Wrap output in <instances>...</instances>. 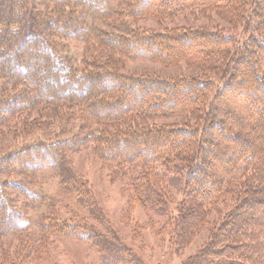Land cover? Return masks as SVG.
Listing matches in <instances>:
<instances>
[{"label":"trees","instance_id":"trees-1","mask_svg":"<svg viewBox=\"0 0 264 264\" xmlns=\"http://www.w3.org/2000/svg\"><path fill=\"white\" fill-rule=\"evenodd\" d=\"M111 2L0 0V136L40 124L54 128L48 138L0 156V264H32L43 254L46 234L79 235L74 225L42 216L33 220L27 210L43 202L32 186L40 174L57 178L66 191L79 186L69 158L81 149L116 164V177L130 172L132 201L165 220L177 250L198 234L219 203L233 201L207 241L180 264H264V211L256 208L264 205V0ZM195 7L227 10L237 30L148 32L125 19L145 14L161 19ZM68 38L85 47L80 65L67 54ZM121 57L182 60L213 77L124 74L113 64ZM238 78L245 93L234 94L255 95L247 113L249 143L245 134L221 126L214 111ZM181 112L195 123L153 122ZM69 121L74 128L65 137ZM245 141L247 149L241 147ZM84 189L79 201L91 206ZM20 234L12 253L3 241ZM84 234L94 239L102 264H142L114 235Z\"/></svg>","mask_w":264,"mask_h":264},{"label":"rangeland","instance_id":"rangeland-1","mask_svg":"<svg viewBox=\"0 0 264 264\" xmlns=\"http://www.w3.org/2000/svg\"><path fill=\"white\" fill-rule=\"evenodd\" d=\"M226 11L223 10L220 13L214 9L195 7L183 9L173 16L161 19L152 18L148 14L137 18L125 17V19L134 28L143 31L148 30V32H161L166 29L181 27H205L223 33L234 32L237 30H235L237 20L232 17L229 18ZM65 42H67L68 56L80 65L85 50L83 43L73 38H68ZM113 64H115L114 68L118 71L134 76H155L168 79L178 77H213L212 71H204L182 60L167 64L147 57H121L120 59L116 58ZM245 85L242 79H236L234 88L222 94L220 100L223 101L215 107L214 111L217 113L216 117L221 120V126H229L233 132L238 131L240 136L245 134L244 136H246V140L249 143L253 142V136L252 131L247 132L246 130L247 113L254 108L255 95L250 94L246 97L234 94L236 90L244 92ZM208 94L211 99L212 91L208 92ZM202 104L204 105V102ZM194 120L195 118L190 114L181 112L155 119L153 122L157 125L183 126L186 122L188 124L195 123ZM15 124H18L17 128L19 130L21 121ZM39 128H44V130ZM73 128L74 123L69 121L64 136H70L66 134L72 133ZM211 129L217 132L215 126H212ZM53 130V127H44L43 124H40L33 129L19 130L20 132L17 129L5 131L0 136V156L40 138H48ZM248 143L245 141V143L241 144V147L247 149L249 147ZM224 152V154H231L230 151ZM223 153L222 155H224ZM69 159L73 172L80 182L78 184L80 187L66 191L57 178L40 174V180L32 186L37 190L38 194L43 196V202L37 204L34 209L27 210L29 213L27 216L33 220L42 216L45 219H54L62 225H74L76 228L73 229L77 232L79 231V235H64L60 232L46 234L47 245L44 244L42 246L43 254L32 264H102L101 256L94 246V239L84 237L86 230H92L94 233L110 238L114 235L117 241L124 244L133 256L140 259L142 264H180L183 259L196 253L207 241L211 229L220 221L222 215L228 211L233 203L229 199L219 203L216 209L208 215L206 225L198 234L183 248L177 250L172 244L170 231L166 227L167 223L164 226L165 220L155 217L132 201L131 187L127 179L129 171L126 174L124 173L125 177L123 179L119 176L116 177L114 174L118 170L115 169L116 164L100 160L89 149H81L71 153ZM124 171L123 168L120 170V172ZM84 188H88L89 196L92 198L91 206L79 201L80 193L82 190H86ZM22 200L19 199L18 201ZM89 207H94V213L90 211ZM256 208L264 211V205H259ZM252 210L254 211L255 209ZM99 218L100 220H98ZM102 219L106 223H104L105 221L101 223ZM44 234L43 232H38V236H43ZM22 236L23 234L8 236V238L4 239L3 242L5 243L3 245L10 252H16V245L22 240ZM10 255L12 254L10 253Z\"/></svg>","mask_w":264,"mask_h":264}]
</instances>
